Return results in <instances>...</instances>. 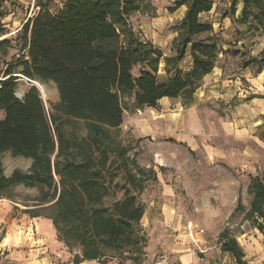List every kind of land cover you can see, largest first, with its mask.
I'll list each match as a JSON object with an SVG mask.
<instances>
[{
	"label": "trees",
	"instance_id": "16d2710c",
	"mask_svg": "<svg viewBox=\"0 0 264 264\" xmlns=\"http://www.w3.org/2000/svg\"><path fill=\"white\" fill-rule=\"evenodd\" d=\"M172 1L170 12L186 7L172 58H163L133 34L128 18L139 11L137 0H65L53 10L38 4L16 38L18 59L0 70V200L17 186L37 189L40 204L52 203L48 219L72 254L71 264L144 262L148 240L140 226L145 209L139 196L155 176L130 160L128 149L112 136L123 123L121 95L131 94L140 109L156 108L163 99L189 105L219 55L226 54L212 25L200 21L212 1ZM236 5L241 6L236 23L264 37V0H233ZM10 46L11 40H0L1 57ZM186 56L190 64L181 68ZM251 65L256 73L264 69V48L242 68ZM15 75L53 84L58 101L46 111L32 86L16 99ZM258 132L264 142V122ZM5 153L31 160L30 168L6 177L1 164ZM119 177L122 184L116 182ZM247 193L251 201L244 219L263 234L264 177L250 178ZM217 241L220 254L232 264H250L229 229Z\"/></svg>",
	"mask_w": 264,
	"mask_h": 264
},
{
	"label": "rangeland",
	"instance_id": "374dc122",
	"mask_svg": "<svg viewBox=\"0 0 264 264\" xmlns=\"http://www.w3.org/2000/svg\"><path fill=\"white\" fill-rule=\"evenodd\" d=\"M64 1L0 0V40H11L10 48L4 49L5 56L0 55V70L18 59L16 38L23 24L39 10L38 4H48L53 10ZM210 1L211 11L202 14L200 21L212 25L213 36L226 54L219 55L212 73L202 79L193 101L185 106L180 99H163L156 108L140 109L131 94H122L123 123L111 132L115 141L128 149L130 160L155 176L139 196L145 209L140 226L148 240L143 264H183V258L186 264H232L218 250L217 238L224 228L236 235L250 264H264V233L244 219L251 201L249 179L264 177V144L258 138L260 126L255 129L249 108L242 101L251 94L247 79L257 74L255 65L244 69L242 63L258 57L264 37L236 23L241 6L234 7L233 0ZM137 2L139 11L128 18L133 34L160 50L163 58H172L186 7L170 12L172 0ZM189 64L190 57L186 56L181 68ZM163 69L160 61L161 79ZM16 82V94L24 95L30 84L22 78ZM37 87L49 111L50 104L58 101L56 87L41 82ZM31 163L10 153L1 157L6 177L15 170L27 171ZM116 182L123 183L121 177ZM38 199L37 189L17 186L1 201L17 205L13 216L17 222L29 211L48 219L52 203L40 204ZM111 202L107 198L106 205ZM238 206L242 208L239 212ZM3 235L0 230V239ZM23 238L22 234L21 248L9 246L0 255V264H14L10 257L15 250L25 248Z\"/></svg>",
	"mask_w": 264,
	"mask_h": 264
},
{
	"label": "crops",
	"instance_id": "0c3cea01",
	"mask_svg": "<svg viewBox=\"0 0 264 264\" xmlns=\"http://www.w3.org/2000/svg\"><path fill=\"white\" fill-rule=\"evenodd\" d=\"M251 94L248 98H242L249 108L250 117L254 120V127L257 129L264 122V69L247 79ZM246 96V97H247ZM245 97V96H244ZM264 144V142H262ZM0 200V230L3 237L0 239V255L9 246L21 248L20 239L25 235L23 244L25 248L17 249L10 257L14 264H71L72 254L65 245L57 239V234L51 220L44 217H31L23 213L22 220H13L17 205ZM9 234L10 237H9ZM32 234V236H30ZM9 237V238H7ZM22 241V240H21ZM219 250V246H218ZM81 253V249H78ZM188 261L183 258L182 263ZM81 264H98L96 262H83Z\"/></svg>",
	"mask_w": 264,
	"mask_h": 264
},
{
	"label": "water",
	"instance_id": "95a60500",
	"mask_svg": "<svg viewBox=\"0 0 264 264\" xmlns=\"http://www.w3.org/2000/svg\"><path fill=\"white\" fill-rule=\"evenodd\" d=\"M14 77H18V78H22V79L26 80L28 82V84H30V86L35 87L38 90V92L40 94V97L42 96V93L39 91V89L37 87V82L38 81L29 80V79H26V78H24V77H22L20 75H15ZM15 98L18 99V100H21L23 98V95L15 93Z\"/></svg>",
	"mask_w": 264,
	"mask_h": 264
}]
</instances>
